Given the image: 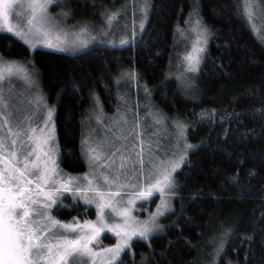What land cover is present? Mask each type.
<instances>
[{"label": "trees", "instance_id": "trees-1", "mask_svg": "<svg viewBox=\"0 0 264 264\" xmlns=\"http://www.w3.org/2000/svg\"><path fill=\"white\" fill-rule=\"evenodd\" d=\"M114 1L124 0H70L69 3L75 12L89 15ZM191 2L150 0L145 29L133 42L93 47L75 54L47 48L32 50L14 34L0 30V55L24 62L35 70L47 99L55 105L59 166L66 173L78 174L87 169L82 117L91 99V89L96 90L104 106L112 111L119 69L136 71L140 81L149 87L156 106L182 117L188 125V138L197 147L191 149L188 160L177 171L179 192L175 207L164 218L167 234H153L147 240L134 238L131 249L114 264H142V261L143 264H198L197 258L209 233L220 227L224 214L230 212L238 214V219L229 217L230 221L222 225L233 229L219 264H264L261 239L264 118L252 114L253 109L264 106L261 103L264 43L255 35L238 0H200L201 13L212 38L198 83L189 92L174 78L166 81L176 26L185 20ZM209 109L215 110L211 122L201 116L202 111ZM236 151L245 153V162L239 167L240 181L225 189L226 178L237 172V158L229 155ZM253 171L255 178L249 186L246 181ZM200 191L213 193L214 197L193 202L192 196ZM64 200L54 207L59 219L94 216L95 209L82 199L64 197ZM155 202L156 199L152 205ZM68 205L72 210H68ZM248 236L253 237L254 250L249 249L247 239H242ZM103 239L108 244L114 243L110 234Z\"/></svg>", "mask_w": 264, "mask_h": 264}, {"label": "rangeland", "instance_id": "rangeland-1", "mask_svg": "<svg viewBox=\"0 0 264 264\" xmlns=\"http://www.w3.org/2000/svg\"><path fill=\"white\" fill-rule=\"evenodd\" d=\"M26 2V0H25ZM70 0H51L48 4L46 12L51 20L52 26L56 32L61 33V38L57 39L53 34L50 39L51 43H38L35 47L30 48H47L53 51L63 53L75 54L81 51L88 50L93 47L100 46H122L123 44H130L138 38L144 31L150 12V0H124L120 3H109V5H102V10L93 14H81L75 12L70 5ZM242 13L245 14L249 24L251 25L255 35H257L264 43V1L253 0V18L244 11L245 0H238ZM103 4V3H102ZM192 6L186 14L185 20L177 23L175 33L173 53L169 58L168 66L166 69L165 80L174 78L179 83V86L184 91H191L193 86L197 85V80L201 73V67L204 58L208 51V45L211 41V30L204 16L201 13L200 0H192ZM21 16H13V23L19 24L21 27L28 31V15L27 9H20ZM115 12L111 24L107 22V16ZM66 13V15H65ZM143 21L144 27H141ZM197 21L200 25L205 26L210 33L207 37V43L204 46L205 50L199 55L201 56V63L198 66V71L186 70L187 65L185 56L192 51L194 43H196L197 31L195 30ZM81 27H87L88 44L81 46L79 43H73L75 40V33H78ZM6 31L5 29H0ZM7 32V31H6ZM11 33V32H9ZM64 33L67 36L64 37ZM14 34V33H12ZM15 35V34H14ZM19 38V37H18ZM30 38L34 41L37 39L34 35L30 34ZM20 39V38H19ZM42 39V37L40 38ZM123 41V43H121ZM2 56V55H0ZM3 57V56H2ZM5 60H15L3 57ZM18 61V60H16ZM27 69L26 79L23 74H14L11 78L6 77L0 83V89L3 90V95L9 102L8 111L12 113L11 121L12 126L17 124L20 127L26 128L31 122L34 126H42L44 122L49 121V127L53 129L54 140L52 144L55 148L53 155L55 156V164L58 169L56 179H67L68 177L74 178L72 182L73 187H85L88 180L93 181V186H99L102 191H109V185L106 184L102 178V173L107 174L111 179L113 176L118 175L119 179L116 184L111 185L110 190L117 193L113 199L120 207L127 206V200L133 196L134 193L139 191L137 184H143L147 181L144 177H137L136 173L140 171L139 159L142 156L145 164V174L151 169L154 162L162 160L176 159L180 153L184 151L183 145L186 142L192 144L188 138V125L182 117L175 114H168L161 107L156 106L154 103L153 95L150 94L149 87L140 81L138 73L130 68H123L118 70V77L115 82L117 85L116 100L113 105L112 111L104 106L101 97L91 89L90 102L82 117L83 120V136L82 143L85 138L88 139L89 144L101 145L102 150L105 152L106 159L110 158L114 164L108 168L97 165L92 162L86 154V145L83 144V152L87 159V169L83 173L69 174L62 170L59 166V155L55 122V105L47 99L44 89L41 87L40 80L35 70H32L24 62L18 61ZM128 69V70H126ZM180 77L178 79L177 77ZM190 82L185 84L184 82ZM49 109L51 114L49 115ZM100 117L99 119L97 117ZM184 125L183 136H180V129L176 127V122ZM9 127L4 124V128L0 132L5 131ZM193 145V144H192ZM17 147H20L18 144ZM188 154L191 149H188ZM121 156L128 157L125 168H120ZM135 162V166L133 164ZM186 161L181 163V167ZM180 169V168H179ZM176 169L173 172L176 187L172 189L177 195L166 196L168 207L163 215L157 218V223L163 227L166 226L164 220L165 216L174 210V201L178 196L179 183L177 181ZM88 200L79 198L80 200L95 209L93 217H75L80 221L95 220L97 214L96 203L93 200V194L89 192ZM64 197H74L70 192H61L57 197V202L52 205L62 204ZM75 198V197H74ZM156 202L152 205V201ZM161 202V195L158 190H154L152 195L144 197L143 199L136 200L132 205V215L140 220L145 219L151 212L155 211L157 205ZM152 205V207H151ZM51 216L59 219L53 211L50 212ZM224 219L220 221L219 226L214 227L207 237L208 240L204 243L197 258L198 264H219L220 257L225 250V246L230 239L231 231L233 229L222 226L230 219H238V214L231 213L224 214ZM230 217V219H229ZM61 220V219H59ZM72 220V219H71ZM105 220L107 223H118L119 218L106 209ZM70 221V220H63ZM112 235L114 243L104 242L105 235ZM134 238H141L135 236ZM224 241L223 248L217 252L221 241ZM116 243L115 234L110 229L105 228L100 233L98 239L92 243L94 249L104 248ZM132 247V245H131ZM131 249V248H130ZM129 250V249H127ZM126 250L122 251L119 257L112 260L107 254L101 256L96 260V264H114L121 259V256ZM77 264H92L90 260H78Z\"/></svg>", "mask_w": 264, "mask_h": 264}, {"label": "snow or ice", "instance_id": "snow-or-ice-1", "mask_svg": "<svg viewBox=\"0 0 264 264\" xmlns=\"http://www.w3.org/2000/svg\"><path fill=\"white\" fill-rule=\"evenodd\" d=\"M50 2L51 0H26V2L25 0H0V29L14 33L16 37L32 47L38 43L50 44V37L53 34L60 39L61 33L55 31L46 12ZM252 5L253 0H245L244 11L250 19L253 18ZM20 9H27L29 12L27 32L19 24L13 23V16H21ZM115 16V12L110 13L107 16V22L111 24ZM141 27H144L143 21ZM195 30L198 33L196 43L192 51L185 56L186 70L193 72L198 71L201 63L199 54L205 50L204 46L210 35L207 28L200 25L199 21H197ZM30 34L37 39L34 41L30 38ZM63 35L66 37L67 33ZM87 35V27H81L79 32L75 33L73 43H79L81 46L87 45ZM14 74H23L26 79H30L23 64L16 60H5L0 56V83ZM177 78L180 79L179 76ZM184 83L190 84L187 81ZM261 103L264 105V101ZM8 108L9 102L4 98L3 90L0 89V129L4 128V124L9 125L5 131L0 132V264H77L78 260L84 259L96 264V260L105 254L115 260L122 251L131 248L135 236L147 240L153 234H167L163 231L164 226L157 223V218L170 207L166 196L177 195L172 191L176 187L173 172L181 168L182 162L188 160L187 150L196 149V145L187 143L185 138L184 151L178 158L154 162L147 174L144 171L145 161L141 156L140 171L136 175L144 177L147 182L135 185L139 191L127 200L126 207H120L113 199L117 193L110 190L111 185L117 183L118 175L110 179L107 174H101L104 182L109 185L107 192L102 191L99 186H93L92 180H88L85 187H73L74 178L72 177L56 179L58 169L53 155L54 135L53 129L49 127V121L46 120L42 126H34L30 122L26 128L20 127L19 124L13 127L12 113L8 111ZM214 113V109L204 110L201 116L207 117L211 122V116ZM50 114L51 109H49ZM252 114H259L264 118V106L260 109H253ZM176 127L180 129L179 135L183 136L184 125L177 121ZM261 128L264 129V120H262ZM249 131L254 132V130ZM18 144L20 147H17ZM83 144L86 145V154L95 164L108 168L114 164L110 158L106 159L101 145L93 146L89 144L87 138ZM229 155L237 158V172L226 178L228 183L223 185L225 189L230 185L239 184V167H242L245 162L243 151L231 152ZM120 159V168L123 169L126 167L128 157L121 156ZM133 164L135 166V162ZM254 178L255 172L253 171L249 173L246 183L250 186V181ZM154 190H158L161 195V202L156 210L143 220L133 216L134 202L151 196ZM62 191L70 192L75 198H83L86 201L88 200L87 194L91 192L97 208L96 219L80 221L74 217L70 221H63L51 216L50 212L55 210L52 205L57 202V197ZM240 191H243V186L240 187ZM206 197H214V194L200 191L192 196V200L195 202ZM66 207L72 210L71 205ZM106 209L114 213L120 222L107 223ZM261 222L264 223V216L261 217ZM105 228L115 234L116 243L94 249L91 246L92 243L98 239ZM261 231L264 233V229ZM179 239L181 237H177V240ZM242 239H247L249 249L254 250L252 249L253 237L248 236ZM261 239L264 241V235ZM171 244L172 241L169 242V247ZM223 244L222 240L217 252L222 250ZM141 256L144 254L141 253Z\"/></svg>", "mask_w": 264, "mask_h": 264}]
</instances>
